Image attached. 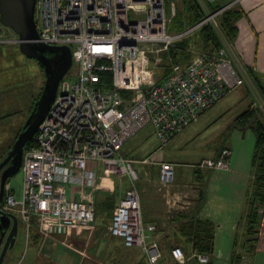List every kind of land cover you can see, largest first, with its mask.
<instances>
[{"label":"built area","instance_id":"obj_1","mask_svg":"<svg viewBox=\"0 0 264 264\" xmlns=\"http://www.w3.org/2000/svg\"><path fill=\"white\" fill-rule=\"evenodd\" d=\"M194 1L202 18L174 32L168 28L175 13L173 1L166 5L165 0H34L36 40L68 45L75 70L59 80L34 133L35 145L22 151L18 194L11 192L7 180L4 183L0 208L18 215L25 238L31 229L43 240L84 229L94 217L96 192L111 194L107 177L121 174L127 186L110 213L107 230L124 247H141L147 264H164L158 244L150 238L154 224L141 219L137 174L120 147L147 124L161 147L234 87L250 80L236 65L230 43L215 29V19L234 0L214 10L210 6L217 0ZM205 24L220 40L216 51L188 45L180 50L183 61L162 65L165 51ZM15 39L0 31V44H16ZM103 72L109 73V86L101 79ZM121 90L130 95L120 96ZM230 155L224 146L198 166L226 169ZM172 175L171 163L160 161L159 181L168 183ZM170 256L177 263L184 261L179 246L170 248ZM193 256L208 263L204 254Z\"/></svg>","mask_w":264,"mask_h":264},{"label":"rangeland","instance_id":"obj_2","mask_svg":"<svg viewBox=\"0 0 264 264\" xmlns=\"http://www.w3.org/2000/svg\"><path fill=\"white\" fill-rule=\"evenodd\" d=\"M165 1L166 5L173 1L177 10L181 4V0ZM215 21V29H217V19ZM205 25H209L213 29L210 24ZM0 31L7 38L15 37L11 29L1 24ZM171 31H174L173 28ZM196 32L185 36L179 43L177 42L176 45L165 51L163 55L171 61H183L184 54L177 47L190 45L189 43ZM219 34L221 32L218 28V36ZM10 49L12 55L16 54V60L15 63L11 62L7 66L4 57L10 56V53L8 54ZM17 49L15 44L11 42L0 45V158L15 139L18 133L17 129L25 121L29 113L28 109L31 108V103L38 96L43 83V74L37 61L25 57ZM173 51H177V53L170 58L169 56ZM6 66L10 68L5 69ZM74 70L75 66L71 64L66 74L71 75ZM240 70L246 73L245 70L241 68ZM245 107L255 109L257 116L264 120V102L261 100L256 86L249 79L234 87L227 95L161 147L157 148L158 142L149 124L138 129L121 145L120 154L130 160L131 166L137 174L135 184L139 192L140 209L143 196L145 198L149 196L148 199L151 201L148 204L149 207L158 208L168 199L166 205L170 204L177 210V219L181 220L174 227L156 228L158 232H162L159 238H162L163 235L171 237L166 243L167 247L174 245L173 240H171L172 236L182 235L179 226L183 222L191 223L194 222L195 218L211 219L198 217V212L206 198L208 212L216 215V220L223 222V230L231 233V235L233 233V240L234 237L235 239L238 238L237 235L240 236L242 224L238 225V222L244 203V190L248 181L247 170L250 165L254 136L249 129L233 128L231 123L233 118ZM224 146L231 150L230 162L226 169L202 167L201 171H194L203 158H214ZM144 159L146 160L142 161ZM160 161H167L172 165L173 178L165 184L161 183L159 179H155ZM229 166L235 170H243L244 168L246 172L243 174L235 173L230 170ZM109 178L114 184L112 198L116 201L120 192L127 186V178L121 174L110 175ZM7 182L15 194H18V188L21 185L20 171L9 177ZM66 187L68 189V186ZM98 192L102 193V191ZM108 199H95L94 213L98 219L103 216L102 219L106 220L104 215L107 216L110 211L107 208L112 207V204L108 203ZM100 202H106V206L109 207L104 208ZM262 214L260 229H264V210ZM171 216L174 217V215ZM259 235L260 230L256 242L258 246H260ZM19 237L16 246L6 251L1 264H24L23 230ZM214 245L216 246L213 240ZM229 254L230 252L228 257L226 256L228 260ZM244 261L246 263L245 259Z\"/></svg>","mask_w":264,"mask_h":264},{"label":"crops","instance_id":"obj_3","mask_svg":"<svg viewBox=\"0 0 264 264\" xmlns=\"http://www.w3.org/2000/svg\"><path fill=\"white\" fill-rule=\"evenodd\" d=\"M229 1L231 0H217V5L219 6ZM229 7H232L236 11L235 17H233L235 28L233 37L230 39V52L234 57L236 65L243 70L251 71L255 75L259 89L264 91V0H234ZM11 52V49L10 51L8 50L10 56L4 57V60L7 61V66L11 62L15 63L16 60V54L12 55ZM7 66L4 68L9 69L10 67L7 68ZM19 129L20 127L17 131ZM91 165V163H88L87 167H91ZM229 167L235 173L243 174L246 172L244 168L243 170H235L232 166ZM248 171L249 169L247 170V175L249 174ZM95 173L100 175L101 170L97 168ZM109 176L108 182L113 188V193L107 194L97 191L95 194V199L109 198L108 203L112 204L111 208H107L108 211L110 210L108 214L106 213L107 216L103 214L106 220L102 219L103 216L98 219L94 213L93 219L84 229L72 230L70 235L56 234L44 240L35 229H31L28 237H23L25 250L24 264H147L141 247H124L120 238L109 234L107 230L110 213L123 193V191L120 192L116 201L112 198L114 195V184ZM155 179H159L158 170ZM74 188H77V184H74ZM69 191L68 189L67 195ZM11 192L15 194L13 189H11ZM148 198L149 196H146V198L143 196V200H141V219L143 223H152L155 226V229L150 233V238L155 240L159 246L161 261L164 264H202L193 256L194 252L190 250L186 244L188 241L182 235L172 236L171 240H173L174 246H179L182 249L184 261L177 263L172 259L170 256L171 247H167L166 244L171 237L163 235L165 236H162L163 239L159 238L162 232H158L156 228L174 227L181 219H177V210L173 206H170V204L166 205L168 199L160 207L151 208L148 206L151 203ZM207 205L206 198L202 208L198 212L199 218L209 217L216 224L214 230V244L216 246H213L212 258L210 259V263L207 264H228L227 257L234 234L232 233L231 235V233L223 230V222L216 220V215L208 212ZM107 209L105 210L107 211ZM15 215L18 218V215ZM171 215H174V217ZM22 230L24 233L23 225L18 219L17 233L10 250L13 246H16ZM259 239L260 246L256 243L255 249L251 257H249V264H264L263 228L260 229Z\"/></svg>","mask_w":264,"mask_h":264},{"label":"trees","instance_id":"obj_4","mask_svg":"<svg viewBox=\"0 0 264 264\" xmlns=\"http://www.w3.org/2000/svg\"><path fill=\"white\" fill-rule=\"evenodd\" d=\"M217 7L218 5L210 6V9L214 10ZM235 12L236 11L232 7H228L221 11L216 18L217 26L223 38L229 43L230 39L233 37L235 28L233 24V17H235L236 14ZM202 16L203 13L194 0H181L180 7L178 10L175 9L174 16L171 19L168 28L170 30L173 28L174 32L181 31L185 26L201 19ZM176 44L177 43L174 45ZM189 44L192 47L209 52L216 51L221 45L217 34L209 25H203L200 27ZM15 46L17 47V45ZM177 48L182 50L184 47ZM176 53L177 51H173L169 57L171 58ZM169 62H171V59L166 58L163 60L162 65L166 66ZM245 71L250 77L252 84L256 86V90L260 95L261 100L264 102V91L259 89L255 75L251 71ZM100 76L101 79L106 82L105 86H109V73L103 72L100 73ZM119 94L122 97H126L130 95V92L121 90L119 91ZM231 124L233 128H238L240 130L249 129L254 136L248 181L244 190V203L242 205V213H240L238 222V225L242 224V229L240 236L237 235L238 238L235 239L234 237V240L232 241L228 260V264H249V257H251L258 240V233L263 216L262 212L264 210V120L257 116L255 109L245 107L233 118ZM34 145L35 139L33 135L25 145L24 149ZM201 170L202 167L199 166L194 169L195 172ZM100 205L104 208L108 206H106V202H100ZM185 222L179 226V231L188 241L186 244L192 252L206 255L208 257V263H210L213 253L214 230L216 224L211 219L197 218H195L194 222ZM172 246L174 245H171L170 247ZM244 259L246 260V263Z\"/></svg>","mask_w":264,"mask_h":264},{"label":"water","instance_id":"obj_5","mask_svg":"<svg viewBox=\"0 0 264 264\" xmlns=\"http://www.w3.org/2000/svg\"><path fill=\"white\" fill-rule=\"evenodd\" d=\"M33 6L34 0H0V24L14 32L18 51L27 58L35 59L43 74L38 96L15 139L0 159V204L3 201L5 181L19 171L22 151L45 115L59 80L71 65L68 45L46 44L36 40ZM17 225V216L0 208V264L6 250L14 243Z\"/></svg>","mask_w":264,"mask_h":264},{"label":"flooded vegetation","instance_id":"obj_6","mask_svg":"<svg viewBox=\"0 0 264 264\" xmlns=\"http://www.w3.org/2000/svg\"><path fill=\"white\" fill-rule=\"evenodd\" d=\"M3 156H4V154L2 155V157H3ZM2 157H1V158H2ZM1 158H0V159H1ZM0 170H2V168H1Z\"/></svg>","mask_w":264,"mask_h":264},{"label":"bare ground","instance_id":"obj_7","mask_svg":"<svg viewBox=\"0 0 264 264\" xmlns=\"http://www.w3.org/2000/svg\"><path fill=\"white\" fill-rule=\"evenodd\" d=\"M135 186H136V184H135ZM137 188V187H136ZM138 190V189H137Z\"/></svg>","mask_w":264,"mask_h":264}]
</instances>
